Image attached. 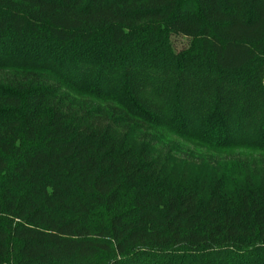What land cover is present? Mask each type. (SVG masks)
<instances>
[{
  "label": "trees",
  "instance_id": "trees-1",
  "mask_svg": "<svg viewBox=\"0 0 264 264\" xmlns=\"http://www.w3.org/2000/svg\"><path fill=\"white\" fill-rule=\"evenodd\" d=\"M0 264H264V0H0Z\"/></svg>",
  "mask_w": 264,
  "mask_h": 264
}]
</instances>
